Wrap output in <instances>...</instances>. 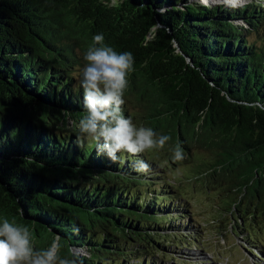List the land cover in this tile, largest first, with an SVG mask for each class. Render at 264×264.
I'll return each instance as SVG.
<instances>
[{
    "label": "trees",
    "instance_id": "1",
    "mask_svg": "<svg viewBox=\"0 0 264 264\" xmlns=\"http://www.w3.org/2000/svg\"><path fill=\"white\" fill-rule=\"evenodd\" d=\"M208 1L0 0V220L82 264H156L151 246L188 245L182 197L153 158L77 146L82 54L98 33L135 58L125 116L166 146L215 150L197 173L234 189L232 211L264 208V3Z\"/></svg>",
    "mask_w": 264,
    "mask_h": 264
},
{
    "label": "clouds",
    "instance_id": "2",
    "mask_svg": "<svg viewBox=\"0 0 264 264\" xmlns=\"http://www.w3.org/2000/svg\"><path fill=\"white\" fill-rule=\"evenodd\" d=\"M82 59L79 86L85 114L76 124L77 146L90 143L98 155L112 162H119L121 153L139 157L149 149H163L170 136L137 126L132 117L124 114L128 75L134 71L133 54L116 51L98 33L92 37V44L83 52ZM172 159H185L179 143L173 149ZM132 167L142 175L152 171L151 163L145 159H136ZM61 247L57 239L47 248L36 249L28 227L18 226L7 218L0 220V264H82L77 252L61 256Z\"/></svg>",
    "mask_w": 264,
    "mask_h": 264
},
{
    "label": "rangeland",
    "instance_id": "3",
    "mask_svg": "<svg viewBox=\"0 0 264 264\" xmlns=\"http://www.w3.org/2000/svg\"><path fill=\"white\" fill-rule=\"evenodd\" d=\"M246 1L212 0L208 3L231 2L239 6ZM176 144L171 140L165 145L167 148L149 149L144 154L158 163L163 181L172 184L182 197L179 205L185 208L183 220L189 218V221L177 231L188 236V245L184 244L179 250L168 248L175 254L167 257L158 253L153 245L145 257L157 261L156 264H264V208H259L255 200L247 206L244 199L241 210L232 211L234 189L228 191L225 181L213 182L214 175L197 173L203 164L217 161L216 151L192 146L184 151L185 159L174 161L171 148ZM227 161L232 162L231 158Z\"/></svg>",
    "mask_w": 264,
    "mask_h": 264
}]
</instances>
